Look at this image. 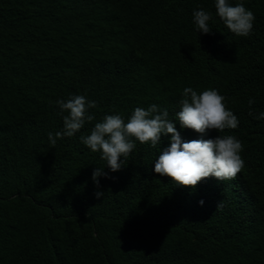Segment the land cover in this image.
I'll return each instance as SVG.
<instances>
[{
  "label": "trees",
  "instance_id": "obj_1",
  "mask_svg": "<svg viewBox=\"0 0 264 264\" xmlns=\"http://www.w3.org/2000/svg\"><path fill=\"white\" fill-rule=\"evenodd\" d=\"M228 3L254 13L249 36L215 0H0V264H264V0ZM201 8L209 34L193 22ZM185 87L218 90L238 127L181 128ZM76 95L95 119L52 145L67 115L56 101ZM152 104L184 142L235 136L243 169L192 189L153 171L169 136L134 141L117 172L81 142L104 116Z\"/></svg>",
  "mask_w": 264,
  "mask_h": 264
},
{
  "label": "clouds",
  "instance_id": "obj_2",
  "mask_svg": "<svg viewBox=\"0 0 264 264\" xmlns=\"http://www.w3.org/2000/svg\"><path fill=\"white\" fill-rule=\"evenodd\" d=\"M216 15L223 21L227 29L238 37H247L253 29L254 13L243 3L231 6L228 0H215ZM212 13L203 8L192 13L193 22L199 33L209 34L212 30L209 21ZM63 116V129L53 135L48 133L52 145L57 138L72 137L79 132L86 122H92L95 117L89 113L96 108L95 101L85 96H71L67 101L57 100ZM180 110L176 113V121L181 128L190 129L204 134L209 130L218 133L226 129H236L239 125L237 116L225 105V97L216 89H205L199 93L192 87H185L180 100ZM255 103L248 100V105ZM253 113L249 111V115ZM264 119V112L255 117ZM169 119L167 109L161 110L152 104L147 109L136 107L130 117L125 119L120 114L106 115L102 121L94 124L90 134L80 137L81 142L93 152H101V158L106 160L111 172L121 170L125 160L135 148V142L141 144L150 142L155 147L160 144L162 136L170 137V146L163 149L154 162L153 171L161 176H167L175 185L194 189L202 180L209 177L217 181L233 179L243 169L244 161L240 155L243 145L233 135H217L212 139H193L182 141L175 122ZM123 158V159H121ZM107 177L102 169L95 168L91 179L99 187L98 178ZM97 199L104 193L96 191ZM203 201H199L203 205ZM223 207V204H218Z\"/></svg>",
  "mask_w": 264,
  "mask_h": 264
}]
</instances>
